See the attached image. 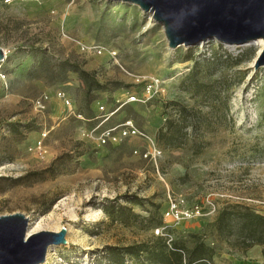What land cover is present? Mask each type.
<instances>
[{"label": "rangeland", "instance_id": "1", "mask_svg": "<svg viewBox=\"0 0 264 264\" xmlns=\"http://www.w3.org/2000/svg\"><path fill=\"white\" fill-rule=\"evenodd\" d=\"M0 47L7 55L0 63V216L24 214L29 229L40 226L32 234L67 230L65 247L51 246L43 264H110V256L137 264L123 253L162 237L155 231L169 194L204 213L162 238L188 249L199 238L213 248L214 264H264V220L242 216L264 218L258 44L211 39L171 49L163 26L133 4L0 0ZM76 66L100 86L90 89ZM153 80V97L125 104L131 95L144 98ZM59 90L85 120L67 116L54 99ZM44 93L52 103L39 112L34 102ZM101 103L117 110L107 122ZM129 119L162 150L157 161L145 158L151 142L140 137L100 146L87 135ZM42 134L39 154L31 149Z\"/></svg>", "mask_w": 264, "mask_h": 264}, {"label": "water", "instance_id": "2", "mask_svg": "<svg viewBox=\"0 0 264 264\" xmlns=\"http://www.w3.org/2000/svg\"><path fill=\"white\" fill-rule=\"evenodd\" d=\"M138 6L165 31L171 49L196 46L211 39L229 46L264 40V0H108ZM0 47V63L6 58ZM264 67V50L254 68ZM29 218L0 216V264H43L48 249L65 247L67 230L28 235Z\"/></svg>", "mask_w": 264, "mask_h": 264}, {"label": "built area", "instance_id": "3", "mask_svg": "<svg viewBox=\"0 0 264 264\" xmlns=\"http://www.w3.org/2000/svg\"><path fill=\"white\" fill-rule=\"evenodd\" d=\"M82 52L93 54V55H102L104 53L103 48L100 46H87L82 45L81 46ZM112 57L116 56V53L110 52ZM2 78L5 79V76L2 75ZM158 86V81L153 80L151 82H148L146 84V87L144 88V98H138L136 96H128L127 102L133 103V102H146L151 97H153L156 93V89ZM54 99L60 101V103L64 106L66 109L67 116L76 117L81 120H85L82 116V114L77 113L72 98L65 93L62 90L56 91L54 94ZM52 103L51 96L49 94L44 93L41 97L35 100L34 107L39 112H44L47 110V105L49 103ZM117 110L114 111H106L105 105L103 103L98 105V113L99 115H102L104 117V121L107 122L110 120L112 116L116 114ZM96 115L90 120V121H96L97 116V110ZM88 137L92 138L95 137V141L100 146H114L117 144H120L121 142L128 140L133 137H140L144 139L145 141H150L151 146L147 147L144 151L145 158L156 160L160 157L162 154V150H160L153 139H151L149 136H146L145 134L141 133L140 130L135 126L133 120H125L122 123L112 126V127H105L102 128L99 126H95L94 129L90 133L87 134ZM42 137L36 142L34 148L31 150L38 152L41 154L44 151V141L47 137V134H42ZM136 153H143L139 150L136 151ZM204 209L203 206L200 204H192L189 205L187 199L183 195H171L169 194L167 197V205L166 208L162 212V218H163V227L159 228L155 231L157 235H160L162 237H170L171 235L168 234L167 229L169 227H174L177 225H180L181 223L194 221L196 219H199L203 216Z\"/></svg>", "mask_w": 264, "mask_h": 264}, {"label": "trees", "instance_id": "4", "mask_svg": "<svg viewBox=\"0 0 264 264\" xmlns=\"http://www.w3.org/2000/svg\"><path fill=\"white\" fill-rule=\"evenodd\" d=\"M73 71L80 74V76L87 82V85L92 89L93 85L98 84L95 79L91 78V74L78 66L73 68ZM166 133L163 134L165 138ZM224 211L219 216V220L223 218ZM243 217L264 220L263 216L255 214L249 210H246ZM196 242L194 246L188 249L179 241H170L164 238H159L153 245H140L133 248L125 249L124 256H129L135 260L137 264H214L213 248H210L203 240L195 238ZM258 243H263L259 241ZM111 257L110 264H117ZM121 261V260H120Z\"/></svg>", "mask_w": 264, "mask_h": 264}, {"label": "bare ground", "instance_id": "5", "mask_svg": "<svg viewBox=\"0 0 264 264\" xmlns=\"http://www.w3.org/2000/svg\"><path fill=\"white\" fill-rule=\"evenodd\" d=\"M151 17H152V15H150ZM252 44V43H251ZM253 44H258V46L260 47L259 48V51H258V54H257V57L256 58H258V56L261 54V52L264 50V40H262V39H260V40H257L256 42H254ZM250 45V44H249ZM40 228V226H39V224L35 227V228H33V229H29V231H28V235H30V234H32L34 231H38V229ZM48 255H49V253H48Z\"/></svg>", "mask_w": 264, "mask_h": 264}]
</instances>
